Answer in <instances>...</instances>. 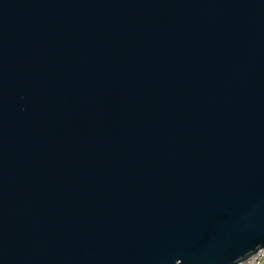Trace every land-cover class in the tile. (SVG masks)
I'll return each mask as SVG.
<instances>
[{
  "label": "water",
  "instance_id": "1",
  "mask_svg": "<svg viewBox=\"0 0 264 264\" xmlns=\"http://www.w3.org/2000/svg\"><path fill=\"white\" fill-rule=\"evenodd\" d=\"M262 249L264 0H0V264Z\"/></svg>",
  "mask_w": 264,
  "mask_h": 264
},
{
  "label": "built area",
  "instance_id": "2",
  "mask_svg": "<svg viewBox=\"0 0 264 264\" xmlns=\"http://www.w3.org/2000/svg\"><path fill=\"white\" fill-rule=\"evenodd\" d=\"M264 257V249L258 250L255 253L248 256L244 261L237 264H261Z\"/></svg>",
  "mask_w": 264,
  "mask_h": 264
},
{
  "label": "trees",
  "instance_id": "3",
  "mask_svg": "<svg viewBox=\"0 0 264 264\" xmlns=\"http://www.w3.org/2000/svg\"><path fill=\"white\" fill-rule=\"evenodd\" d=\"M261 264H264V257H263V261H262V263Z\"/></svg>",
  "mask_w": 264,
  "mask_h": 264
}]
</instances>
